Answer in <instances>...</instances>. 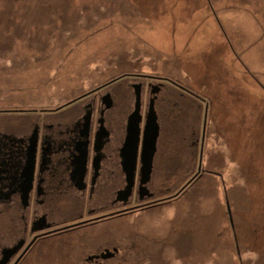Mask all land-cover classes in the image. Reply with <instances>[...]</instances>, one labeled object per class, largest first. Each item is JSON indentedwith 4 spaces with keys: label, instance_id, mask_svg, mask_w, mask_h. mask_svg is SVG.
Here are the masks:
<instances>
[{
    "label": "rangeland",
    "instance_id": "obj_1",
    "mask_svg": "<svg viewBox=\"0 0 264 264\" xmlns=\"http://www.w3.org/2000/svg\"><path fill=\"white\" fill-rule=\"evenodd\" d=\"M140 73L192 95L166 119L168 141L195 111L204 133L202 165L173 159L162 197L196 168L201 179L172 203L49 241L24 264L113 248H133L127 264H264V0H0V108L58 107Z\"/></svg>",
    "mask_w": 264,
    "mask_h": 264
},
{
    "label": "flooded vegetation",
    "instance_id": "obj_2",
    "mask_svg": "<svg viewBox=\"0 0 264 264\" xmlns=\"http://www.w3.org/2000/svg\"><path fill=\"white\" fill-rule=\"evenodd\" d=\"M138 90L140 140L125 154ZM186 95L192 96L164 77L123 74L62 106L0 108V264H24L36 253L42 257L38 249L49 241L60 243L184 195L201 179L199 168L175 194L162 197L173 159L194 158L202 165L205 139L196 125L198 111L186 133L169 141L166 135V119L181 118ZM152 111L156 128L148 125ZM131 249H85L73 260L127 264L120 255L131 257Z\"/></svg>",
    "mask_w": 264,
    "mask_h": 264
},
{
    "label": "water",
    "instance_id": "obj_3",
    "mask_svg": "<svg viewBox=\"0 0 264 264\" xmlns=\"http://www.w3.org/2000/svg\"><path fill=\"white\" fill-rule=\"evenodd\" d=\"M136 95H137L136 111L129 120V137H128V140L125 146V154H127L128 150H131L133 146L136 149V147L138 146L139 140H140V124H141L142 118H141V96H140L139 90L137 91ZM148 125L151 128L157 127V116L154 111H152L149 115ZM153 140H154L152 141L153 145H151V148H150L151 155L154 153L153 147H154V142L156 140V137H154Z\"/></svg>",
    "mask_w": 264,
    "mask_h": 264
}]
</instances>
